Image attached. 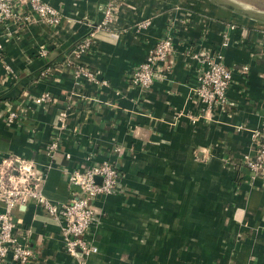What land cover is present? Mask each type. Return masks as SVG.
<instances>
[{
  "label": "crops",
  "instance_id": "0c3cea01",
  "mask_svg": "<svg viewBox=\"0 0 264 264\" xmlns=\"http://www.w3.org/2000/svg\"><path fill=\"white\" fill-rule=\"evenodd\" d=\"M45 1L63 14L57 25L0 23V167H30L59 204L77 191L67 168L108 160L120 179L116 193L92 202L97 251L78 257L64 248L62 218L33 199L14 208L18 237L36 252L27 264H264V178L245 163L258 149L253 132L264 131V22L217 4L192 11L182 0H126L114 24L93 32L106 0ZM169 30L164 75L148 89L133 84ZM82 39L88 49L64 62ZM199 50L221 52L231 73L227 101L212 109L194 95ZM79 64L99 80L76 78ZM44 92L54 103L34 101Z\"/></svg>",
  "mask_w": 264,
  "mask_h": 264
},
{
  "label": "built area",
  "instance_id": "2783aa9c",
  "mask_svg": "<svg viewBox=\"0 0 264 264\" xmlns=\"http://www.w3.org/2000/svg\"><path fill=\"white\" fill-rule=\"evenodd\" d=\"M124 5H126V0H106L103 17L96 25L93 24V32L107 29L114 24L117 14ZM62 18L61 11L45 0H0V23L5 25L10 20L23 25L35 21L57 25ZM189 21L187 16L181 19L182 23ZM171 28H177L175 20ZM93 32H91L92 35ZM174 38L169 30L156 42L145 60L133 71L131 78L133 84L148 89L164 75L167 67L166 61L174 50ZM89 44L88 39L80 40L64 62L72 64L71 57L88 49ZM37 53L42 57H47L49 50L46 46L40 45ZM192 56L199 61L194 95L208 109L225 103L227 89L231 84V73L223 62V54L219 51L199 50L193 52ZM73 68L76 78L99 80L96 74L84 64L75 65ZM34 101L48 105L54 103L55 99L51 93L44 92L35 97ZM14 116V113H10V119ZM66 122V111L61 110L59 127L65 128ZM252 136L258 143V149L254 157L248 158L245 163L251 169L253 177L261 175L264 178V131L257 129ZM59 145V139L53 140L49 146L50 151H57ZM66 173L69 182L77 186V191L69 202L59 204L51 202L41 191L30 167L20 163L14 172L10 167H0V199L4 204V209L0 211V264H8L10 261L27 264L36 257L34 248L20 241L17 234V222L13 217L14 208L25 204L30 199L35 200L56 219H63L60 225L67 253L77 256L79 253L97 251V247L88 238L92 223L96 218L92 202L99 195H110L119 190L120 173L116 165L108 160L96 163L85 170L67 168Z\"/></svg>",
  "mask_w": 264,
  "mask_h": 264
},
{
  "label": "rangeland",
  "instance_id": "374dc122",
  "mask_svg": "<svg viewBox=\"0 0 264 264\" xmlns=\"http://www.w3.org/2000/svg\"><path fill=\"white\" fill-rule=\"evenodd\" d=\"M191 1H192V3H190L188 0H186V1L182 0L180 7H187L186 5H189L188 9L192 10V11H194V10L191 7H195L198 9L200 8L202 10H207L206 8L209 9V7H211V5L216 7L215 6L216 4L211 0H191ZM230 1H234V2L242 4L244 6H250V7L256 8V9L264 10V0H230ZM234 15H236V14L234 13ZM233 19L235 21H246L244 18H242L238 15L233 17Z\"/></svg>",
  "mask_w": 264,
  "mask_h": 264
},
{
  "label": "water",
  "instance_id": "95a60500",
  "mask_svg": "<svg viewBox=\"0 0 264 264\" xmlns=\"http://www.w3.org/2000/svg\"><path fill=\"white\" fill-rule=\"evenodd\" d=\"M211 1H213L215 4L221 7L229 9L244 17L252 18L254 20H259L264 22V10L256 9L250 6H244L242 4L230 0H211ZM96 24L97 22L94 23V25ZM98 180L100 181V177L98 178Z\"/></svg>",
  "mask_w": 264,
  "mask_h": 264
}]
</instances>
